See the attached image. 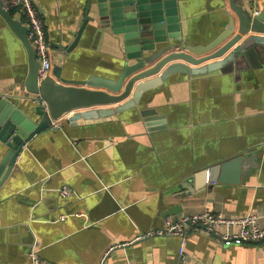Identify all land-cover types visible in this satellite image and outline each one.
Here are the masks:
<instances>
[{
	"label": "crops",
	"instance_id": "1",
	"mask_svg": "<svg viewBox=\"0 0 264 264\" xmlns=\"http://www.w3.org/2000/svg\"><path fill=\"white\" fill-rule=\"evenodd\" d=\"M30 1L61 77L118 79L122 49L95 23L66 54L87 0ZM176 4L187 46H206L231 20L238 24L228 0ZM28 66L0 15V98L25 113ZM72 114L26 143L0 186V264H31L33 244L42 264H178V237L143 238L166 218L264 214V53L249 51L207 75H173L112 117L70 123ZM226 163L209 183L210 170ZM64 187L73 195L60 197ZM185 251L194 264H264V240L225 246L191 234Z\"/></svg>",
	"mask_w": 264,
	"mask_h": 264
},
{
	"label": "water",
	"instance_id": "2",
	"mask_svg": "<svg viewBox=\"0 0 264 264\" xmlns=\"http://www.w3.org/2000/svg\"><path fill=\"white\" fill-rule=\"evenodd\" d=\"M228 1L237 26L231 20L211 43L192 47L181 43L176 0H87L88 16L66 54L75 48L87 23H95L121 47L123 66L115 81L91 77L81 82L64 79L62 69L56 66L51 68V76L48 72L39 78L40 65L27 40L26 28L4 12L0 2V15L18 34L29 65L23 86L27 96L22 98L26 113L17 104L0 98V153L5 149L0 157V186L12 172L25 144L66 115L73 113L68 119L70 123L112 117L134 108L143 93L173 75H207L239 56H248L249 51L263 54L264 3L256 13H251L243 0ZM112 106L117 107L104 109ZM83 110L87 111L79 113ZM230 164L213 167L209 183L216 182V172Z\"/></svg>",
	"mask_w": 264,
	"mask_h": 264
},
{
	"label": "built area",
	"instance_id": "3",
	"mask_svg": "<svg viewBox=\"0 0 264 264\" xmlns=\"http://www.w3.org/2000/svg\"><path fill=\"white\" fill-rule=\"evenodd\" d=\"M261 1L244 0L246 8L251 13L258 11ZM2 9L8 14L17 13L22 19L27 30V40L33 47L40 65L38 77H44L50 72L52 65L50 47L37 9L30 0H4ZM41 104L45 106L44 102ZM52 125L55 126V123ZM58 193L62 198L73 195L72 190L66 187L58 190ZM63 219L61 218L60 221ZM261 221H264V214L249 213L240 217H227L222 213L204 210L200 213L182 215L176 220L166 218L161 229L151 230L143 238L178 237L180 239L178 264H194L185 251V241L191 234L212 237L225 246L260 243L264 240V227ZM28 258L31 264H42L34 244L28 252Z\"/></svg>",
	"mask_w": 264,
	"mask_h": 264
},
{
	"label": "rangeland",
	"instance_id": "4",
	"mask_svg": "<svg viewBox=\"0 0 264 264\" xmlns=\"http://www.w3.org/2000/svg\"><path fill=\"white\" fill-rule=\"evenodd\" d=\"M50 47V46H49Z\"/></svg>",
	"mask_w": 264,
	"mask_h": 264
}]
</instances>
